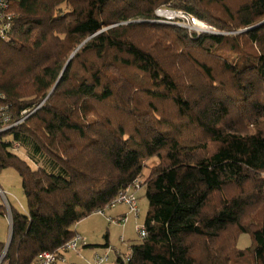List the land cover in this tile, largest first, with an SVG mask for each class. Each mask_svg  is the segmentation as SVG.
<instances>
[{
    "label": "trees",
    "instance_id": "16d2710c",
    "mask_svg": "<svg viewBox=\"0 0 264 264\" xmlns=\"http://www.w3.org/2000/svg\"><path fill=\"white\" fill-rule=\"evenodd\" d=\"M160 7L221 33L157 22ZM12 8L0 39V171L17 170L26 210L12 204L1 264L56 251L147 169L148 235L129 264H264V0ZM243 234L251 243L240 247Z\"/></svg>",
    "mask_w": 264,
    "mask_h": 264
},
{
    "label": "built area",
    "instance_id": "2783aa9c",
    "mask_svg": "<svg viewBox=\"0 0 264 264\" xmlns=\"http://www.w3.org/2000/svg\"><path fill=\"white\" fill-rule=\"evenodd\" d=\"M14 0H0V39H7L10 36V32L13 27V20L15 13L13 11L12 5ZM157 18L155 21L161 23H168L178 25L188 30L190 34H219L221 33L217 28L203 20H200L193 14L187 13L183 10L170 9L166 7H160L156 10ZM8 120V118H5ZM15 148H18V144H15ZM143 188V179L136 178L133 182L127 185L124 189L119 191V193L104 207L94 211L96 214L105 215L109 223L114 225H125L129 220V213L139 215V201L138 194ZM0 195L4 199L3 204L6 208L5 216L8 218L10 232L9 239L5 242V247L0 255V264L4 260L8 247L10 245L12 230H13V215H12V203L7 197V193L0 187ZM126 205L128 207V213L121 214L120 216L108 214L109 210L119 206ZM136 230L141 239L147 237V231L144 225L136 224ZM86 243V237L80 233H76L70 240L65 242L56 251H43L34 260L33 264H59L60 261L66 262L64 254L70 251L78 250L81 244ZM108 253L101 255L96 254L94 257V264H103L108 260ZM131 259V252L122 255V260L124 264H129Z\"/></svg>",
    "mask_w": 264,
    "mask_h": 264
},
{
    "label": "rangeland",
    "instance_id": "374dc122",
    "mask_svg": "<svg viewBox=\"0 0 264 264\" xmlns=\"http://www.w3.org/2000/svg\"><path fill=\"white\" fill-rule=\"evenodd\" d=\"M23 154V153H22ZM149 170H145L144 179ZM0 187L7 193V197L9 198L10 202L14 204L18 209L26 210V198L22 188V178L14 168H6L0 171ZM138 201H139V224L144 225V220L148 210V200L144 194V192H140L138 194ZM0 204H5L3 197L0 195ZM22 204V208L20 207ZM118 211L119 208L109 210L111 213ZM109 212V213H110ZM98 226H101L99 228ZM103 228V229H102ZM76 229L80 232H85L87 235H91L92 242L96 244L92 247V250H101L103 252L105 250L104 245L105 239L104 234L106 233L107 229L109 230V239H110V260L109 264H117L116 256L117 252L128 253V240L126 242H122L121 235L122 232L120 230V226L114 225L109 223L104 215L101 214H91L89 217L84 218L81 220L77 225ZM9 221L5 215H0V240L2 242H7L9 239ZM133 237L139 239L140 236L138 231L136 230V224L134 225V234ZM251 243L250 236L248 234H243L239 238L238 245L240 247H245ZM103 250V251H102ZM100 252V251H99ZM107 253V252H106ZM105 252L103 253V255Z\"/></svg>",
    "mask_w": 264,
    "mask_h": 264
},
{
    "label": "crops",
    "instance_id": "0c3cea01",
    "mask_svg": "<svg viewBox=\"0 0 264 264\" xmlns=\"http://www.w3.org/2000/svg\"><path fill=\"white\" fill-rule=\"evenodd\" d=\"M142 191H143V188L139 191V194ZM21 207H22V204H21ZM117 208H119L118 211L116 210V212H113V213H111L109 211L110 213L108 212V214L120 216L121 214L128 213V207L124 204L115 207V209H117ZM128 216H129L128 222L125 225H121L120 230L123 234V235H121V238L123 240L122 242H126L128 240V244H129L128 245V247H129L128 253H130L132 244L138 240L137 238L133 237V234H134V225L140 223L139 222L140 213L138 216L133 214V213H129ZM106 219H107V217H106ZM98 227L101 228V226H98ZM76 231L86 237V243L81 244L79 246L78 250H76V251L66 252L64 254V256L66 258V262L60 261L59 264H94V257L96 254L103 255L104 252H105V254H106V252L110 253V249H109V247H110L109 234L110 233H109L108 229H107L106 233L104 234L105 243H104V245H100V246L105 247V250L104 251L102 250L103 252H101V250H99L100 252L98 250H92L93 249L92 247H94L96 244L91 243L92 242L91 235H89V234L87 235L85 232H80L77 229H76ZM109 253H108V256H109ZM128 253H123V252L118 251L117 256H116L117 264H119V262L117 261L118 257L122 256L123 254H128ZM109 260H110V256H109L108 260L106 262H104L103 264H109Z\"/></svg>",
    "mask_w": 264,
    "mask_h": 264
}]
</instances>
